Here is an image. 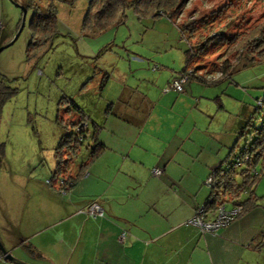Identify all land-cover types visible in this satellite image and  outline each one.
I'll return each instance as SVG.
<instances>
[{
	"label": "rangeland",
	"instance_id": "374dc122",
	"mask_svg": "<svg viewBox=\"0 0 264 264\" xmlns=\"http://www.w3.org/2000/svg\"><path fill=\"white\" fill-rule=\"evenodd\" d=\"M49 2L0 0V43H8L19 27L21 11L16 5L30 10L45 9ZM53 4L57 10L55 34L41 50L27 55L26 47L33 35L27 26L28 12L15 41L0 52V75L5 79V86L15 90L5 102L0 118V142L4 143V158L0 162V209L23 222L22 228L33 229L27 221L38 216L32 201H37L34 200L36 192L41 195V186L54 190V183L51 187L45 184L54 166L53 149L63 132L74 134L73 126L77 124L74 122L79 118L69 100L94 120L101 113L98 111H106L109 101L123 95L122 85L140 95L147 91L155 94L154 88L164 93L172 78L179 77L183 70L189 45L200 42L209 33H222L227 42L209 48L204 56L194 55L188 69L205 76L214 73L224 60L236 64L214 84L192 80L182 88L190 84L192 98H202L203 106L209 104L208 113L214 118L210 125L216 133L233 136L236 147L232 158L250 141L249 132L260 126L264 117V59L249 62L243 59L242 52L240 60H235L230 39L264 33V0H188L176 20L177 26L161 17L137 20L127 11L123 22L92 37L84 36L81 31L85 0H55ZM187 23L192 24L193 30L188 32L187 27L180 34L177 28ZM92 132L91 126L84 132L83 137L87 138L80 143L64 174H73L75 165L88 157ZM155 133L162 136L163 130ZM154 140L160 142V139H151L144 146L154 149ZM138 143L136 148L144 139ZM227 152L223 148V158ZM142 162L145 165L146 158ZM256 172L258 177L252 190L260 198L258 207L235 219L237 224L233 230L237 233L238 246L230 242L223 247L232 264H264V164L256 165ZM225 208H229V203H225ZM250 235L254 249L244 243ZM255 246L260 247L255 249ZM10 254L25 264L38 263L31 258L20 260L17 252ZM0 264L8 263L0 261ZM198 264L210 263L200 258Z\"/></svg>",
	"mask_w": 264,
	"mask_h": 264
},
{
	"label": "crops",
	"instance_id": "0c3cea01",
	"mask_svg": "<svg viewBox=\"0 0 264 264\" xmlns=\"http://www.w3.org/2000/svg\"><path fill=\"white\" fill-rule=\"evenodd\" d=\"M217 71L203 81L217 82ZM189 88L181 94L154 88L155 94L140 95L122 85L123 95L109 101L105 112L98 111L95 122L82 114L103 152L82 171L76 164L67 175L82 176L62 192L58 185L54 190L41 186V195L36 192L37 201H32L38 216L27 221L32 230L0 209L3 248L36 264H198L200 258L232 264L223 247L230 242L238 246L233 230L237 223L214 236L183 225L209 195L202 186L206 176L227 159L235 143L231 134L216 133L209 104L192 98ZM76 114L74 123L81 118ZM160 129L162 136L155 133ZM142 138L144 143L136 148ZM151 139L160 142L154 140L155 148L148 150L144 145ZM223 148L228 149L224 158ZM152 169L161 174L152 176ZM90 203L100 206L101 218L83 213ZM250 241L251 235L244 243L254 249Z\"/></svg>",
	"mask_w": 264,
	"mask_h": 264
},
{
	"label": "trees",
	"instance_id": "16d2710c",
	"mask_svg": "<svg viewBox=\"0 0 264 264\" xmlns=\"http://www.w3.org/2000/svg\"><path fill=\"white\" fill-rule=\"evenodd\" d=\"M50 1L51 2L47 4L48 6H46L45 9L33 7L30 10L25 8L26 13L30 12L27 26L30 32L33 34H31V41L27 44L26 47L27 55H29L31 52H34V50L36 49L37 51L41 50V47L48 42V38L55 34L57 24V10L55 5L53 4V1L55 0ZM85 1L86 6L81 17V31L84 36L92 37L119 22H123L126 18L127 11H130L137 20L161 17L176 25V20L180 18L181 12L188 0ZM18 23L20 24V19ZM181 27L182 28H177L180 34H183L182 32L184 30H188V28V32H191V30H193L191 23L181 25ZM18 28L19 27H17V30ZM226 42L227 41L222 33H209L207 37L202 38L200 42L189 45L187 51L184 54L187 59H184L185 65L183 70L181 71L177 79H173L171 81L169 89H165L164 93L172 91L174 93L181 94L184 92L182 85L193 79L206 83L205 81H203V78L206 77V75H199L197 72L192 70V68L188 69V67H190L189 63L194 58V55L197 54L200 56H204L208 54L209 48H217L225 44ZM232 42L233 45H231V47L235 51V60H240L238 59V57L242 52L244 53V57L246 56L245 58L243 57V59H248L249 62L256 58L264 59V33H262V35L260 32H258L256 35H253V33H251L241 37L240 39L232 38L230 39V43ZM4 44L0 43V47ZM253 55L255 56V58H253ZM232 64L234 65L236 64V62L229 63L228 60H224L219 65V67L216 68L218 70L217 72H219V75L217 77L219 80L222 77L227 76V74L231 70ZM181 78L185 79V81L181 84L180 91L173 90L172 82L179 81ZM214 83L215 82H211L210 84ZM14 94L15 90L9 88L8 86H5V79L2 75H0V118L1 111L5 102ZM69 104L71 105L75 113L81 114V118L77 122V124L73 126L75 131L74 134L64 132L59 138L52 154L54 161L53 171L51 172L50 179L48 181H45V184L48 187L52 186L51 183H54V185H58V188L59 190H61V192L63 189H65V187L71 184L72 180L73 182H75L77 178H79L78 176H82L83 172H79V175L75 178L67 175V173L64 174V171L70 163L72 157L77 153L80 143L87 138L83 137L84 132H87L88 127L85 124V116L82 115L83 113H81V109L75 106V104H73V102H71L70 100ZM64 131L66 130L64 129ZM249 134L250 141L245 144L244 148L237 154V156L232 158V152L236 147V143H234L229 150L227 159L222 161L220 166L212 169L206 176V178L208 176H212L214 183V185L208 189L209 195L206 198L205 202L201 205L203 206L206 219H212V214L219 207H223L225 210H230L235 207L240 208L239 212L234 216L233 220L224 227L217 230L216 234L221 229L235 223V219L237 217L244 216L245 214L250 213L258 207L257 203L260 198L256 197L253 194L252 188L255 185L258 177V173L256 172V165L264 164V117L260 126L258 128H253L252 131L249 132ZM90 139L91 147L89 149L87 148L88 157L85 161L79 164L81 165L79 168L81 171L86 166L92 164L94 160L98 158V156L103 152V146L97 143L94 132H92ZM245 157L246 160H244ZM3 158L4 143L0 142V162L1 160H3ZM231 158L232 160L228 161ZM236 168L239 169V172L235 171ZM237 178L239 181L237 180ZM202 186L205 187L203 183ZM209 198H211V202L208 201ZM225 203H229L231 207L226 209Z\"/></svg>",
	"mask_w": 264,
	"mask_h": 264
},
{
	"label": "built area",
	"instance_id": "2783aa9c",
	"mask_svg": "<svg viewBox=\"0 0 264 264\" xmlns=\"http://www.w3.org/2000/svg\"><path fill=\"white\" fill-rule=\"evenodd\" d=\"M185 79L181 78L179 81L172 82V89L175 91H180L181 84L184 83ZM246 160V158H244ZM161 171L159 169H152V176H159ZM206 188H211L214 183L212 176H208L203 182ZM211 202V198L208 199ZM240 208L235 207L230 210H225L223 207H219L212 214V219L208 220L205 218L203 206L197 208L193 215L188 218L183 225L191 226L195 228L200 235H215L217 230L224 227L230 223L234 216L239 212ZM88 218L96 219L102 217V210L100 206L96 203H90L83 212ZM123 237L121 233L120 238Z\"/></svg>",
	"mask_w": 264,
	"mask_h": 264
},
{
	"label": "water",
	"instance_id": "95a60500",
	"mask_svg": "<svg viewBox=\"0 0 264 264\" xmlns=\"http://www.w3.org/2000/svg\"><path fill=\"white\" fill-rule=\"evenodd\" d=\"M16 7L21 11V18H20V24H19V28L16 32V34L14 35V37L5 45L0 47V52L2 50H4L5 48L9 47L10 45H12V43L15 41V39L17 38L20 30L22 29L23 25H24V19H25V9L21 6L16 5ZM0 261H4L8 264H25L19 260H17L16 258H14L11 254L10 251H6L3 246L0 243Z\"/></svg>",
	"mask_w": 264,
	"mask_h": 264
},
{
	"label": "clouds",
	"instance_id": "9594fccd",
	"mask_svg": "<svg viewBox=\"0 0 264 264\" xmlns=\"http://www.w3.org/2000/svg\"><path fill=\"white\" fill-rule=\"evenodd\" d=\"M216 235V234H215ZM211 236H214V235H211Z\"/></svg>",
	"mask_w": 264,
	"mask_h": 264
}]
</instances>
